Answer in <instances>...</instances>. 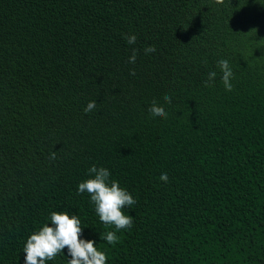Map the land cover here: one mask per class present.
Instances as JSON below:
<instances>
[{
	"label": "trees",
	"instance_id": "16d2710c",
	"mask_svg": "<svg viewBox=\"0 0 264 264\" xmlns=\"http://www.w3.org/2000/svg\"><path fill=\"white\" fill-rule=\"evenodd\" d=\"M0 264H264V0H0Z\"/></svg>",
	"mask_w": 264,
	"mask_h": 264
}]
</instances>
